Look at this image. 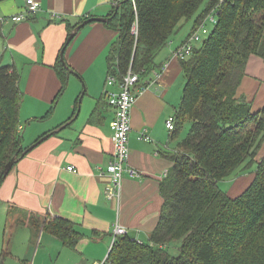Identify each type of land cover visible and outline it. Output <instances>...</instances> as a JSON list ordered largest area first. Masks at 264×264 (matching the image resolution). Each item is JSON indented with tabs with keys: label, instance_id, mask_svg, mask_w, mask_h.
Returning a JSON list of instances; mask_svg holds the SVG:
<instances>
[{
	"label": "crops",
	"instance_id": "crops-1",
	"mask_svg": "<svg viewBox=\"0 0 264 264\" xmlns=\"http://www.w3.org/2000/svg\"><path fill=\"white\" fill-rule=\"evenodd\" d=\"M36 1L40 10L26 20L0 22V64L12 65L21 74L19 128L23 147L54 133L21 157L0 184V233H5L4 222L8 221L14 226L9 228V241L13 232L32 237L38 248L37 252L34 248V260L44 244L47 256L62 259V264H93L108 257L116 224L141 241L148 240L158 224L163 205L160 183L173 166L170 154L184 136L183 130L176 134L166 126L168 118L179 111L183 96V89L177 88L183 79V66L173 51L191 34L195 18L190 20L189 30L184 32L181 26L160 51L158 67L138 95L131 110L129 166L139 175L125 171L120 195L110 198L112 179L104 171L114 154V108L105 90L108 55L119 31L99 21L77 31L65 50L70 73L59 97L62 81L55 65L69 36L67 22L75 24L82 16L107 17L114 0ZM26 3L3 0L0 16L24 13ZM165 63L168 66L162 69ZM242 95L254 110L264 106V59L258 55L247 62L237 91V96ZM63 100L65 109L58 114ZM142 133L149 140L141 139ZM263 155L264 147L257 159ZM69 165L77 171L67 170ZM53 218L74 225L79 234L76 245H65L45 228ZM36 219L39 227L32 225ZM18 261L23 258L19 256Z\"/></svg>",
	"mask_w": 264,
	"mask_h": 264
},
{
	"label": "trees",
	"instance_id": "trees-1",
	"mask_svg": "<svg viewBox=\"0 0 264 264\" xmlns=\"http://www.w3.org/2000/svg\"><path fill=\"white\" fill-rule=\"evenodd\" d=\"M212 13L216 22L209 35L181 60L186 84L174 133L186 121L192 128L170 154L158 224L148 241L117 237L105 264H264V155L257 159L264 147V106L254 110L237 96L250 57L264 59V0H121L104 22L119 31L108 55L109 73L121 78L132 66L145 79L183 21L195 18L194 32ZM88 17L67 22L69 34ZM55 69L62 81L59 97L70 69L61 56ZM20 77L14 66L0 64V174L25 149ZM253 165L255 177L242 194L231 197L221 188L222 180ZM32 225L40 226L37 219ZM44 225L67 246L79 240L66 219ZM173 242H180L176 255L167 250Z\"/></svg>",
	"mask_w": 264,
	"mask_h": 264
},
{
	"label": "built area",
	"instance_id": "built-area-1",
	"mask_svg": "<svg viewBox=\"0 0 264 264\" xmlns=\"http://www.w3.org/2000/svg\"><path fill=\"white\" fill-rule=\"evenodd\" d=\"M121 0H114V5L118 4ZM40 10V3L36 0H27L26 11L23 13L12 14L9 16H0V22L11 20L12 22H22L28 18V15L35 14ZM210 20L213 24L216 22L214 14H210L205 21ZM137 22L133 25V34H138ZM211 31V30H210ZM209 31L205 28V22L200 27L191 33L190 37L179 45L174 51L173 55L184 60L189 58L196 47L195 42L201 41V34L209 35ZM204 41V40H203ZM168 63L162 66L165 69ZM156 72V71H154ZM158 76L159 73L156 72ZM148 77L141 79L140 74L133 70L132 66L128 72L121 78L113 73H109L106 80L108 88L105 90V95L108 97V103L114 108V118L111 122L112 139L114 142L113 159L107 164L104 173L110 175L112 179L111 186L108 188V197H118L121 190V182L125 171H128L131 176L139 175V173L129 166L130 158V133L132 130L131 124V110L135 105L139 93L146 88ZM113 87L114 89H110ZM176 125V117L172 115L168 118L166 126L170 131H174ZM20 131L22 127L19 128ZM141 139L149 140V136L142 133ZM67 170L76 172L77 169L74 165L67 166ZM127 235V230L116 224L114 229V237L111 248L119 236ZM107 259V258H106ZM104 261L95 262L93 264H105Z\"/></svg>",
	"mask_w": 264,
	"mask_h": 264
},
{
	"label": "rangeland",
	"instance_id": "rangeland-1",
	"mask_svg": "<svg viewBox=\"0 0 264 264\" xmlns=\"http://www.w3.org/2000/svg\"><path fill=\"white\" fill-rule=\"evenodd\" d=\"M191 22L190 20L183 21L182 23V29L185 32V30H189L191 28ZM213 23L208 20L205 21V28L210 32L212 29ZM183 31L181 33H183ZM208 36V34L203 35L201 34V41L195 42L196 46H201L203 40ZM182 80L181 82H178L177 88L181 87V89L185 87L184 86V81L185 76L184 74L182 75ZM65 109V100L61 101L60 105L58 106V111L60 112L58 114H62L63 110ZM57 111V112H58ZM192 128V122L191 121H186L183 132L182 134L184 137L188 135ZM255 171L256 167L253 165L251 168L246 169L242 172H239L236 174V176L229 177L227 179H224L220 182L221 188L226 191L231 197H237L240 194L243 193L247 189V187L252 183L254 177H255ZM10 220V218L8 217ZM14 227L12 222L5 221L4 222V229L5 233H0V264H62V259H58L54 257L53 259L50 256H47V251H44V244L40 247L39 253L37 256V260H34V256L36 255L34 253V248L36 249L35 251L37 252V245L34 244L33 241H31L32 237L25 236L23 237L21 234H17L15 236V233L13 232L12 234V239H10V231L9 228ZM2 228L0 224V229ZM139 240V239H138ZM141 241V240H139ZM148 241V240H144ZM180 245V242H173L167 246V250L176 255L178 253V247ZM22 257L23 261L19 262L18 257ZM27 259V260H26Z\"/></svg>",
	"mask_w": 264,
	"mask_h": 264
},
{
	"label": "water",
	"instance_id": "water-1",
	"mask_svg": "<svg viewBox=\"0 0 264 264\" xmlns=\"http://www.w3.org/2000/svg\"><path fill=\"white\" fill-rule=\"evenodd\" d=\"M112 16H107V17H100V16H90L87 19H85L82 23H80L68 36L67 42L64 45L63 49L61 50V60L62 62L65 64V66H67L66 60H65V50L67 48V46L70 44V42L73 40V38L75 37V35L77 34V31L79 29H81L83 26H85L88 23L91 22H95V21H99V22H107L108 20L112 19ZM84 92H85V88H84ZM83 92V93H84ZM72 121V120H71ZM70 121V122H71ZM70 122H68L67 124H69ZM66 124V125H67ZM52 133L54 132H50L44 136H42L37 142H35L31 147L24 149V151L22 152L21 157L25 156L31 149H33L36 145H38L40 142H42L43 140H45L46 138H48ZM19 159H17L16 156H13L4 166V168L2 169V172L0 174V182L1 180H4L5 177L10 173V171L12 170V168L14 167V165L17 163Z\"/></svg>",
	"mask_w": 264,
	"mask_h": 264
}]
</instances>
